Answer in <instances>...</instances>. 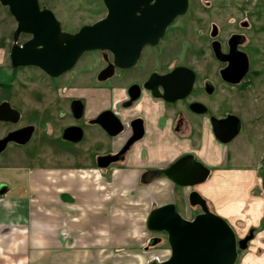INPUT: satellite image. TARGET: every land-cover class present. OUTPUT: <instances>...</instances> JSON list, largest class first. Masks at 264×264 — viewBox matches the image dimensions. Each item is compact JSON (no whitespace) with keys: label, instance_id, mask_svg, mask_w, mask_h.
Instances as JSON below:
<instances>
[{"label":"rangeland","instance_id":"374dc122","mask_svg":"<svg viewBox=\"0 0 264 264\" xmlns=\"http://www.w3.org/2000/svg\"><path fill=\"white\" fill-rule=\"evenodd\" d=\"M38 3L40 7L46 6L52 11L60 23L61 30L67 33L78 31L80 27L100 19L105 13L101 0H38ZM244 19H247L257 31L253 39L255 49L251 51L254 66L250 80L245 83L244 88L240 85L235 87L221 85L219 91L207 100V103H211L209 105L214 109L215 115L226 113L236 115L243 123V130L228 145H219L216 141H212L211 137L213 158L200 153L201 158L209 166L210 173L205 182L193 187V191L199 193L207 201L210 211L222 217L230 225L236 238L247 234L250 228L253 229V239L248 242L246 249L239 251V257L234 264H264V0H188L187 12L177 18L174 26L183 28V30L186 28L188 32L193 27V53H197V60L193 59V65L196 61L201 71L205 68L211 69V78L216 81L218 63L214 60L210 50L211 27L216 25L220 28V38L223 40ZM6 29L5 23H0L3 36L6 34ZM175 31L173 29L161 43L162 46H167L168 51L174 53L179 51L176 48L179 45L178 42H184L180 37L181 33H175ZM13 32L10 37L11 42ZM26 38V35H20L18 41H24ZM188 40L185 39V41ZM0 46L4 47V44ZM94 58L93 54L85 55L74 71L82 72L83 66H86L85 62H92ZM14 70L11 72L8 68L7 59L0 67V99L5 95L9 96L16 109L28 114L30 107L34 106L31 103L32 98L29 92L32 78L38 77L41 84L47 83V79L31 68L20 67ZM4 86L7 89L6 92L3 89ZM44 143L45 148L51 147L50 143ZM33 148L30 143L12 152L13 155H9L4 165L0 163V180L6 181V184L11 187L10 192L15 191L13 195L16 193L20 196L27 195L30 185L32 191H35L31 195L37 196L38 192L36 193L34 189L41 185L42 180L53 187L61 184L60 175L48 172L52 168L62 167L64 170H71V173L85 174L86 181L93 180L92 173L88 172L89 169H93L90 167L91 163L85 161L86 158L81 160L88 155L87 159L93 161L91 151H88L87 155H79V159L77 156H70L66 159L63 155L51 154L50 149L38 150V154L33 155L35 153ZM77 169L85 172L74 171ZM3 170L8 172H2ZM30 170H33L32 174L29 173ZM118 173L120 175L125 172ZM134 173L127 179L134 180L137 172ZM76 174L73 175L76 176ZM29 175L30 182H28ZM106 176L108 181L112 178L117 181L115 175L111 177L107 172ZM190 190L192 188L175 187L173 189L172 186L163 184L149 188L111 185L108 192L105 190L103 193L108 200L111 198L116 200L113 205L106 207L108 211L86 206L80 210V220L70 221L76 211L70 210L69 214H65V218L70 216L69 224L55 228V242L53 241V248L48 251L43 249L19 251L14 247L6 250L5 243L20 244L24 250L28 241H37V243L44 241L45 235L42 234L44 231L37 230L38 234L34 235L33 232L31 234L21 227L0 228V264H148L162 262L170 256L166 236L149 232L145 225L146 218L154 208L165 203H174L181 217L191 220L198 210L187 203L186 196ZM56 194L54 193V196ZM50 195L46 194V196ZM103 211L110 212L115 224L119 227L127 225L128 230L110 235L105 229L108 225L98 223L96 228L91 225L81 234L75 231L76 228L84 226L83 220L99 217ZM54 215L56 217L58 212ZM99 228L101 231L98 230ZM27 229L30 231L29 227ZM153 236L159 237L161 242L145 251L149 239ZM259 248L261 251H258Z\"/></svg>","mask_w":264,"mask_h":264},{"label":"flooded vegetation","instance_id":"af4514ba","mask_svg":"<svg viewBox=\"0 0 264 264\" xmlns=\"http://www.w3.org/2000/svg\"><path fill=\"white\" fill-rule=\"evenodd\" d=\"M40 9L48 8L43 6ZM176 20L165 30L157 45L144 46L136 61L128 67L116 64L115 55L105 50L83 54L71 71L57 78L46 75L37 67H25L46 77L47 83L41 84L38 77L32 78L29 92L34 106L30 107L28 114L16 109L9 96L5 95L0 99V104L8 103L18 114V121L15 123L0 121V140H5L13 132L31 129L30 138L25 144H19L15 140L6 142L0 150V163L4 165L9 155H13L12 152L30 143L34 147L33 155L38 154V150L50 149L51 154H60L68 159L70 156L87 155L91 151L93 161L87 159L88 155L81 160L86 158L85 161L91 163V168L101 172V177L107 179V172L110 176L117 172H137L134 182L142 187L163 184L172 186L173 189L192 188L186 196L188 203V194L196 185L178 186L162 172L182 159L184 163L176 173L178 176L182 169L192 166L193 159L209 170V166L201 158V154L209 155L205 147L206 137L223 145L214 138L211 118L223 119L234 114L215 115L207 100L219 91L221 85L246 86L245 83L253 73L251 51L255 49L253 39L257 31L244 19L222 40L220 28L212 25L209 34L210 50L218 63L215 81L211 78V69L201 71L196 61L193 65V59L197 60V53H193V27L190 32L186 28L183 30L175 27ZM173 29L176 30L175 33H181L180 37L184 41V44L178 42L176 48L179 51L175 53L161 44ZM26 36L24 41H17V44L21 45L30 39L29 35ZM186 38L189 40L185 41ZM213 42L219 43L220 59L213 52ZM87 54L95 55V60L85 62L82 72H75L78 62ZM7 61L8 68L11 69L9 58ZM175 69H178L177 73L172 74ZM13 71L15 70L11 69ZM239 74L243 75L238 83L231 82ZM3 89L7 91L5 86ZM165 97L172 100H166ZM239 122L240 129L233 140L243 130V123L241 120ZM44 142L50 143L51 147L45 148ZM40 145L44 147H38ZM57 169L64 170L62 167ZM32 172L33 170L29 171L30 174ZM30 178L29 175L28 182ZM10 188L5 180H0V190L4 189L7 193ZM28 194H12L11 198L37 199V196L31 195L33 192L30 185ZM66 197L63 194L62 199ZM205 205L209 212L214 213L210 211L206 200ZM194 207L198 210L196 215L202 213L200 206ZM251 230L254 235L251 228L247 234ZM247 234L236 238L237 241ZM239 251L238 248L237 259Z\"/></svg>","mask_w":264,"mask_h":264},{"label":"water","instance_id":"95a60500","mask_svg":"<svg viewBox=\"0 0 264 264\" xmlns=\"http://www.w3.org/2000/svg\"><path fill=\"white\" fill-rule=\"evenodd\" d=\"M102 3L106 10L104 17L80 27L75 33H67L61 30L51 11L40 9L38 0H0L16 23L8 55L11 69L37 67L46 75L57 78L71 71L83 54L96 50L113 53L119 66H131L144 46L157 45L165 30L188 10V0H102ZM21 34L29 35L30 39L18 45ZM212 49L216 58L220 59L219 43L213 42ZM177 70L172 74H176ZM242 75L239 74L231 82L238 83ZM2 120L18 121L17 112L8 103L0 104ZM211 124L214 138L223 145L233 140L240 129L239 119L234 115L223 119L211 118ZM30 135V128L13 132L5 140H0V150L8 140L25 144ZM183 163V159L176 162L162 174L181 187L206 181L209 170L194 159L192 168L182 169L178 176L176 173ZM5 192L1 189L0 197ZM188 203L193 207L200 206L202 210L191 220L182 218L173 203L158 206L149 212L146 229L166 236L170 256L162 262L148 264H234L237 249H246L253 237L252 230L237 241L230 225L207 210L199 193L191 191ZM160 242L159 237L149 239L145 250Z\"/></svg>","mask_w":264,"mask_h":264},{"label":"crops","instance_id":"0c3cea01","mask_svg":"<svg viewBox=\"0 0 264 264\" xmlns=\"http://www.w3.org/2000/svg\"><path fill=\"white\" fill-rule=\"evenodd\" d=\"M0 23H5V25L7 26L6 34L4 36L2 34V30H0V44H4V47L0 46L1 67L2 65H4L6 59H8L9 49L12 45L10 37L16 27V23L11 17V15H9L8 9L2 6L1 4ZM205 147L209 151L208 156H212L213 158V143L211 142L210 137H206ZM70 171L71 170L61 169H53L52 171L49 170L48 172L51 174L60 175L59 179L61 181V184H57L53 187L50 185V183H46L42 180L41 185L36 186V189H34L36 190V193L38 192L36 200H22L16 198L13 199L11 197L13 196L12 194L15 193V191H9L7 193H4V195L0 197V228H5L9 226L19 228L21 227L23 229H26L27 232H31V234L34 233V235L38 234V232L36 233L37 230H41L44 231L42 232V234L45 235L44 241L41 240L40 242H38L39 244L37 243V241H28L24 250L20 244H18L20 245L18 246L15 243H5L6 250L12 249L14 247V249L18 248L19 251H30L33 249H43L48 251V249L53 248V241L55 242V228L58 226L61 227L66 224H69L70 216L65 218V214H69V212H71L70 210H76L74 214L72 213L74 217H71L70 221L80 220V210L85 208L86 206L98 207L108 211V206L113 205V203L116 202L114 198L108 200L103 195V193H105V190L108 192V188L111 187V185L116 187L127 185L130 188L136 186L142 187L140 185L135 184L134 180L127 179V177H129L130 175H134V172L120 173V175L117 172L111 175V177L114 175V177L117 176V181H114L113 178L109 179L108 181L107 179L99 175V173L101 172H97L94 169H89L88 172L92 173L91 177L94 181H86L85 174L79 175L76 173H71ZM74 171L82 172L84 170L77 169ZM73 174H76V176H74ZM99 184L100 186H98ZM99 189L103 191H97ZM31 190L33 189L31 188ZM32 192L35 193V191ZM44 193H49V195H51L46 196V194ZM54 193L57 194L54 196ZM63 194L64 197L67 196L65 199H62ZM149 194L151 195V193ZM15 195L18 194L16 193ZM76 198L77 200L74 201V199ZM107 211H103V214H100L101 216L99 217H90L87 218V220H83L82 224L84 226L76 228L75 231H77L78 234H81L83 230L86 231V229L89 228L91 225L96 228L98 223H100V225H102L101 223H104L108 225V227H105V229L108 230L107 233H109L110 235H115L118 232H126V230H128L127 225H122L121 227L116 225L110 215L111 213ZM55 212H58V215L56 217L54 215ZM62 213H64V215H62ZM28 227L30 228V231H28ZM98 230L101 231V228H99ZM33 245H35L34 248Z\"/></svg>","mask_w":264,"mask_h":264}]
</instances>
